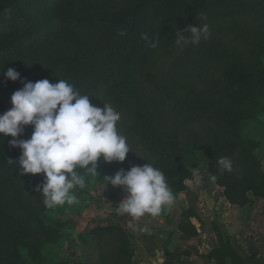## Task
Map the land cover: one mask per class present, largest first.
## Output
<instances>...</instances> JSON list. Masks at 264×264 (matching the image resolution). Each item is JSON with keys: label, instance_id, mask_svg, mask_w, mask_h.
I'll return each mask as SVG.
<instances>
[{"label": "trees", "instance_id": "16d2710c", "mask_svg": "<svg viewBox=\"0 0 264 264\" xmlns=\"http://www.w3.org/2000/svg\"><path fill=\"white\" fill-rule=\"evenodd\" d=\"M153 1L0 0V84L11 93L0 98V114L12 107L10 98L23 87L21 80L48 79L55 84L65 79L82 95H91L94 106L103 108L113 101L112 107L121 113L117 130L132 150L121 162L125 167L136 161L140 165L139 153L145 151L177 161L181 156L171 148L198 127L205 128L206 137L227 136L210 156L211 166L221 157L232 160L235 153V164L246 166L255 158L248 151L251 141L239 136L240 116L229 106L248 98L252 58L256 52L264 54V0H161L156 11L151 9ZM205 23L211 33L208 40L175 44L176 32ZM122 31L127 34L120 35ZM142 33L158 40V46H147ZM9 68L19 72V80L2 75ZM144 84L156 91L143 93ZM215 124L216 132H210ZM32 132L31 125L24 126L17 139H29ZM12 139L0 134V188L16 181L42 183L43 173L20 174L17 161L22 150L10 145ZM182 187L183 182L176 191ZM178 229L188 236L196 234L185 217ZM130 239L113 222L82 235L84 246L95 251L97 264H131ZM39 246L25 257L19 248L0 245V264H30L43 249ZM90 255L75 264H90ZM209 256L217 264H227V257L232 264L251 263L223 243Z\"/></svg>", "mask_w": 264, "mask_h": 264}, {"label": "rangeland", "instance_id": "374dc122", "mask_svg": "<svg viewBox=\"0 0 264 264\" xmlns=\"http://www.w3.org/2000/svg\"><path fill=\"white\" fill-rule=\"evenodd\" d=\"M161 3V0L158 2L154 0L151 9L156 11ZM261 39L264 43V37ZM257 40L255 39L252 44ZM228 45L233 46L230 43ZM241 47L242 45H239L236 48ZM252 63L254 70L252 90L248 88L245 92L248 98L231 103L229 106L240 116L239 136L251 141L248 151L255 158L246 166L238 167L235 164L237 153L231 160L230 172L221 171L219 165L211 166L210 156L216 154L215 149L217 152L221 149L227 136L206 137L205 128L198 127L188 131L180 138V142L171 148L181 156L177 161L165 156H155L149 151L139 153L142 161L140 165L138 161L131 162L127 167L121 162L98 161L97 171L100 174L95 180L89 179L86 188L75 190L78 203L71 206L65 204L48 209L42 201L39 202L43 200V196L36 190L43 182L28 184L16 181L0 188V245L19 248L26 257L29 249L35 252V248L40 243L39 247L43 249L30 258V264H75V262H83L85 254L87 256L91 254L90 264H97L96 256L92 255L95 251L84 246L82 240V235L89 229L113 222L123 227L131 237L130 230L124 222L152 221L157 226L152 228L153 230L150 228L149 231L152 230L154 233L148 234L147 231L144 236L155 238L156 241L160 238V234L164 237L171 236L177 223L182 217L189 219L186 216L190 213L202 222V230L208 233V237L213 238L210 229L213 218L219 219L218 222L226 221L222 225L227 227L224 230L227 234L235 235L234 233L241 231L240 236L251 237L250 227L264 234V54L256 52ZM0 85V98L6 94L9 96L11 93L5 86ZM155 91L152 85L144 84L143 93L149 95L150 92ZM252 97L258 102L255 103ZM112 102L108 100L105 103L113 106ZM228 105L229 102L226 103V107ZM216 127L215 124L209 131L215 133ZM148 162L164 173L175 197L174 205L156 217L148 214L138 219L127 215L117 216L115 207L127 196V192L123 187H114L111 184L106 186L103 175L114 176L120 169L129 170L132 166H143ZM211 167L216 170L211 171ZM194 168H198L203 177L200 183H197L193 176ZM211 176H215L216 179L211 180ZM181 182H183L182 189L176 191V185H181ZM220 199L228 200L230 213L228 207L225 213L220 210H217L219 213L215 212L213 206H218ZM211 207L214 213L211 212ZM52 220L57 221L58 224H51ZM183 240L178 238V245H186ZM24 243L27 244L26 248L22 247ZM196 245L197 243L193 242L187 246V249L194 250ZM158 246L160 249L163 244ZM176 259L178 260L179 256Z\"/></svg>", "mask_w": 264, "mask_h": 264}, {"label": "clouds", "instance_id": "9594fccd", "mask_svg": "<svg viewBox=\"0 0 264 264\" xmlns=\"http://www.w3.org/2000/svg\"><path fill=\"white\" fill-rule=\"evenodd\" d=\"M202 17L206 20V16L202 14ZM210 35L206 23L188 25L175 33V44L199 45ZM141 39L151 48L158 46V40L151 39L147 33H142ZM2 75L13 82L20 79L19 72L13 68ZM21 83L23 87L10 98L12 107L0 114V134L10 135L13 138L10 145L22 150L17 161L20 174H44L43 184L36 190L42 194L46 208L77 204L75 190L86 188L89 179L95 180L100 174L98 161L123 162L132 151L127 138L117 130L121 113L107 103L103 108L94 106L91 95H82L65 79L55 84L48 79L21 80ZM29 125L33 127L31 137L17 139L23 134L24 126ZM217 163L221 171L232 170L228 157L219 158ZM193 176L197 183L203 179L198 168L193 169ZM103 179L106 186L123 187L127 192L115 207L117 216L156 217L175 203L164 173L149 162L129 170L120 169L114 176L103 175ZM210 179L214 181L216 177ZM132 230L149 231L147 226H133Z\"/></svg>", "mask_w": 264, "mask_h": 264}, {"label": "crops", "instance_id": "0c3cea01", "mask_svg": "<svg viewBox=\"0 0 264 264\" xmlns=\"http://www.w3.org/2000/svg\"><path fill=\"white\" fill-rule=\"evenodd\" d=\"M218 202V206H213L215 212L220 210L225 213L227 211L226 208L228 207V213H230L228 200L225 199L224 201L223 199L222 201V199H220ZM226 202H228V204ZM214 209L211 207V212L214 213ZM217 220L213 218L210 223L213 238L208 237V233L202 230V222L192 214L189 217V221L195 228L196 234L194 236H188L180 231L177 223L175 231L171 236L167 235L164 237V235L160 234V238L156 241L155 238L144 236V233L146 232L140 233L138 230H132L133 226H137L138 228L140 226H147L148 229L155 228L157 226L155 222L148 221V223H140L136 220H128L124 222L132 235L131 243L134 252L131 258V264H217L214 258H210L209 253L211 250L218 247L220 243L228 244L240 258L250 259V264H264V234L258 232L253 227H250V229L252 228L251 237H247L246 235L243 237L240 236L241 231L234 233L235 235L227 234L224 231L227 227L222 225L223 223L225 224L226 221H220V223ZM234 223H237L236 220ZM152 230L149 231L148 234H153L154 232ZM171 230L173 231V229ZM178 238L184 239L183 241L186 245H178ZM193 242L197 243L196 248L194 249L196 252L190 247V249H187V246ZM159 244H163L160 249L158 246ZM180 246L183 248H179ZM177 256H179L178 260L176 259ZM226 263L232 264L230 258H226Z\"/></svg>", "mask_w": 264, "mask_h": 264}]
</instances>
